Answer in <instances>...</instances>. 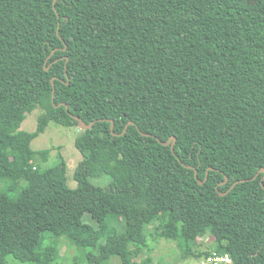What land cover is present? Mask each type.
Here are the masks:
<instances>
[{
	"label": "trees",
	"instance_id": "obj_1",
	"mask_svg": "<svg viewBox=\"0 0 264 264\" xmlns=\"http://www.w3.org/2000/svg\"><path fill=\"white\" fill-rule=\"evenodd\" d=\"M50 123L78 128L75 188L32 147ZM262 168L264 0H0V264H48L66 233L84 264H153L163 238L264 264V172L231 188Z\"/></svg>",
	"mask_w": 264,
	"mask_h": 264
},
{
	"label": "rangeland",
	"instance_id": "obj_2",
	"mask_svg": "<svg viewBox=\"0 0 264 264\" xmlns=\"http://www.w3.org/2000/svg\"><path fill=\"white\" fill-rule=\"evenodd\" d=\"M253 4L257 0H246ZM42 113L41 108H37L27 114L26 119L22 123V129L32 132L36 130L38 125V117ZM78 135V128L64 127L55 123H50L46 131L41 133L32 141V147L34 150L39 151L45 148H50L49 160L44 161V165H52L56 163L60 156L63 157L67 163V178L70 187H77V181L74 179V172L78 162L82 158V153L75 145V138ZM107 180L108 177H104ZM92 182L99 184L100 179H92ZM2 183H0V186ZM82 215L81 211H77L75 218L79 219ZM114 221L113 223L117 226H122L121 218L115 213L112 214ZM84 219L90 222V216L85 215ZM157 222L152 223L149 226L150 231H154ZM186 226V225H185ZM80 231V228H77ZM7 239L14 244H21L26 247L31 246V242L26 238H12L11 233L6 235ZM214 237L206 235L199 240V247L202 250H210L214 244ZM56 246L55 258L52 259L48 264H84L83 256L89 248L79 247L75 244L73 239L68 237L67 233L61 236H51L47 234L43 246L48 245ZM153 247L152 251L145 249L143 252L135 257L136 260L142 261L147 256L153 258V264H199L204 256H185L183 249L178 241L160 239L158 241L151 240ZM113 264H120V261L116 258L112 261Z\"/></svg>",
	"mask_w": 264,
	"mask_h": 264
},
{
	"label": "water",
	"instance_id": "obj_3",
	"mask_svg": "<svg viewBox=\"0 0 264 264\" xmlns=\"http://www.w3.org/2000/svg\"><path fill=\"white\" fill-rule=\"evenodd\" d=\"M56 1V0H55ZM58 34H60V25L58 26ZM66 47H67V45H66ZM51 56V55H50ZM50 56L48 57V59L50 58ZM47 59V60H48ZM68 59V58H67ZM46 63H47V61H46ZM49 68H50V65L49 66H45V69L46 70H49ZM54 80H55V78H52V83H53V85L55 84V82H54ZM54 96H55V90H53V102H55V100H54ZM55 104V103H54ZM62 105V103H60V104H57L56 106H61ZM66 107L68 108V105H66ZM75 117V119H77L79 122H80V124L84 127V128H90V127H92V125L95 123L94 121L93 122H91V123H86L82 118H80L79 116H74ZM112 121V130H113V133L115 134V132H114V121L113 120H111ZM130 124H134V121H130L127 125H126V127H125V130L124 131H126L127 130V128H128V126L130 125ZM142 132V134H145V135H150V134H148V133H145V132H143V131H141ZM177 140V138H176V136H172L168 141H162V143L163 144H165V145H169V144H171V148H172V151L175 153V148H174V144H175V141ZM187 167L188 168H193V166H190V165H187ZM261 172H264V168H262L255 176H253L252 178H250V179H240V180H238V181H236V182H234V184L232 185V187H234L237 183H239V182H243V181H246V180H254V179H256L258 176H259V174L261 173ZM207 173H208V171H207ZM196 177L198 178V173H197V171H196ZM228 181V176H226V180H225V182H223V183H226ZM200 183L201 184H203L204 183V181H200ZM261 184L264 186V176H263V178H262V180H261ZM222 195H224V194H226V192H222L221 193Z\"/></svg>",
	"mask_w": 264,
	"mask_h": 264
},
{
	"label": "built area",
	"instance_id": "obj_4",
	"mask_svg": "<svg viewBox=\"0 0 264 264\" xmlns=\"http://www.w3.org/2000/svg\"><path fill=\"white\" fill-rule=\"evenodd\" d=\"M232 258L228 254L220 255V254H210L200 261L199 264H223V263H231Z\"/></svg>",
	"mask_w": 264,
	"mask_h": 264
},
{
	"label": "flooded vegetation",
	"instance_id": "obj_5",
	"mask_svg": "<svg viewBox=\"0 0 264 264\" xmlns=\"http://www.w3.org/2000/svg\"><path fill=\"white\" fill-rule=\"evenodd\" d=\"M233 184H234V183H233ZM233 184H232V185H233ZM231 188H232V186H231Z\"/></svg>",
	"mask_w": 264,
	"mask_h": 264
}]
</instances>
